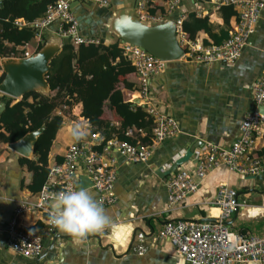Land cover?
Masks as SVG:
<instances>
[{"label":"crops","instance_id":"1","mask_svg":"<svg viewBox=\"0 0 264 264\" xmlns=\"http://www.w3.org/2000/svg\"><path fill=\"white\" fill-rule=\"evenodd\" d=\"M134 2L135 0H108L109 5L103 6L79 1L71 8L78 18L83 35L99 39V44L108 45L119 41L120 47L123 42L107 30L106 21L111 12L120 7H130ZM152 2L154 4L151 8L155 10L153 14L161 15L163 19L181 14L185 19L188 12H196L198 17L208 14L210 32L200 29L193 38L204 44L220 39L222 33L230 31L235 21V15L228 14L226 9L219 10V6L214 3L215 0L207 2L181 0L179 8L175 9L172 15L164 12L166 0ZM6 19L0 12V39L5 31ZM55 24L41 35L39 41L33 35L27 42V50L31 54L45 42L59 41L63 47L68 41L57 34ZM5 43L8 47L13 46L11 42ZM20 46H16V49ZM1 58L3 57L0 56ZM263 71L264 6L249 43L234 63H195L187 58L166 62L162 70L150 76L149 94L146 98L140 97V82L136 70L119 76L117 87L124 102L141 106L151 120L153 117L148 112L150 106L156 112L171 116L177 121L179 131L174 136L157 141L154 140L152 129L148 135L141 128L125 127L123 131L129 137L135 138V143L149 147L150 156L145 162L133 163L118 151H112L109 155L115 161L116 178L113 192L116 200L111 205L103 206L111 217L112 224L102 232L91 233L85 238H76L55 227L53 232L47 233L43 212L25 211L19 214L17 217L19 227H36L43 234L41 255L45 250L47 254L40 258L39 263L188 264L169 241L158 237V230L164 224L178 219L199 220L217 217V207L212 201L221 183L235 188L239 200L246 204L230 217L229 228L237 232L243 231L244 234L264 235V172L255 176H243L231 171L226 165H219L207 173L195 192L187 194L174 205L170 204L167 190V180L178 170L194 172L206 144L230 146L238 135V126L243 116L248 112L264 110L262 106H256L252 98L253 84ZM0 76H3L1 65ZM122 79L133 83L137 90L125 88ZM133 93H136L134 98ZM1 96L3 95H0V103L4 101L1 100ZM10 99L12 105L21 98ZM28 101L36 102V99L30 96ZM121 110L119 105L109 104L106 99L102 102L100 117L119 128L122 120ZM81 111V103H76L71 108L61 104L55 109V113L62 115L63 120L49 148L45 165L47 170L48 166L63 160V154L70 143L87 138V133L83 130L85 135L82 139L75 140L72 136L76 125L83 127L85 118ZM0 131L4 132L3 129ZM7 143L9 142L0 140V264H37V258H25L9 247L8 226L11 218L16 216V209L21 201L37 199L38 192L46 183L47 174L43 184L38 188L40 179L35 178L33 169L22 160L26 157L9 149ZM96 145L97 143L94 144ZM254 151L264 153V126L261 133L256 135ZM27 159L37 160L34 153ZM176 164L177 171L168 174ZM80 173H83L82 169L78 170L79 175ZM247 177H251V180L246 179ZM86 189L98 200V193L93 186ZM139 233H143V240L138 239ZM96 235H99V241ZM138 245L146 247L144 253H138Z\"/></svg>","mask_w":264,"mask_h":264},{"label":"built area","instance_id":"2","mask_svg":"<svg viewBox=\"0 0 264 264\" xmlns=\"http://www.w3.org/2000/svg\"><path fill=\"white\" fill-rule=\"evenodd\" d=\"M92 2L108 6V0H55L49 3L43 15L32 21L16 18L13 24L17 27L29 26L34 31L37 41L41 35L53 24L57 27V34L65 37L73 46L79 44H99V39L85 36L80 31L78 18L71 8V2ZM153 0H140L137 8L138 18L144 22L161 21V15L148 12ZM181 0L166 1L164 12L172 14L180 6ZM216 6L231 5L235 10V21L228 32V37L220 43L204 44L190 39L182 31L181 24L184 16L176 18V31L179 45L184 49V57L195 63L226 62L234 63L249 43L254 32L264 0H215ZM152 7V6H151ZM168 15V14H167ZM123 55L135 67L139 76L140 97L146 98L149 94L150 76L162 70L165 61L149 54L144 49L129 43L120 45ZM20 53L9 57L24 58L31 54L27 50V43L17 47ZM22 54V56H21ZM1 95V92H0ZM252 98L256 106L264 109V71L254 82ZM152 119V135L154 140L161 141L166 137L178 133V124L175 119L162 112H156L148 107ZM86 120V121H85ZM81 130L87 133V138L69 144L63 154V160L48 166L46 183L38 192L34 201L23 200L16 209V216L12 217L8 226V244L16 253L25 258H38L42 253L43 234L34 228L18 226L17 217L22 212L41 211L45 214V229L47 233L54 231L49 223L50 202L54 194L61 191L78 188L79 174L83 173L92 182L98 193V201L103 206L115 202L113 184L116 178L114 158L109 156L112 151H118L128 161L133 163L145 162L150 156L147 145L131 143L116 137L105 139L99 132H91L87 119ZM264 126V110H255L246 113L238 126V135L228 147L215 144H206L205 150L200 153L194 172L185 169L178 170L167 180V190L170 204L174 205L187 194L195 192L199 182L207 173L219 165H226L231 171L243 176H255L264 172V153L256 149V135L261 133ZM103 143L99 150L94 144ZM213 205L217 207V222L197 221L193 219H178L170 221L158 230V237L169 241L176 252L188 264H240L264 263V235L241 234L224 225L230 217L246 204L239 200L235 188L221 183L216 191ZM143 240V233L138 234ZM146 247L138 245L139 254L144 253Z\"/></svg>","mask_w":264,"mask_h":264},{"label":"trees","instance_id":"3","mask_svg":"<svg viewBox=\"0 0 264 264\" xmlns=\"http://www.w3.org/2000/svg\"><path fill=\"white\" fill-rule=\"evenodd\" d=\"M55 0H3L0 12L7 19L4 21L5 31L0 39V56L6 57L19 53L16 46L23 45L30 41L34 31L29 26L17 27L13 24L16 18H24L27 21L40 16L46 10L49 3ZM196 2H207L209 0H194ZM152 5L148 12L153 14ZM226 9L228 14L235 15V10L229 4L219 6V10ZM207 15H196V12H188L183 19L181 28L190 39L200 29L210 32V23ZM228 37V33H222L220 39L210 43H220ZM11 42L8 47L5 42ZM119 41L105 45L103 43L79 44L76 48L66 41L62 50L56 55L50 64L47 81L53 94L43 95L38 92L26 93L21 99L10 105L12 99L1 96L6 101L4 110L0 113V140L12 142L30 130L45 124L44 131L38 137L34 147V155L37 160L23 158L28 166L33 169L35 178L40 179L41 187L47 174L46 159L51 142L62 125V115L55 113V109L64 104L71 108L76 103L82 104L81 115L88 120L91 132H99L105 139L116 137L135 143L136 139L131 138L123 131L125 127L135 126L143 129L146 134H151L152 120L148 118L141 106L124 102L122 94L117 87L120 81L119 76L129 74L135 70L122 53L118 46ZM40 48V46H39ZM2 76H0V81ZM124 87L129 90H137L135 85L126 79H122ZM136 97V93H133ZM32 96L36 102L28 101ZM108 99L109 104H117L121 107V127L116 128L109 120L100 117L102 102ZM133 108V109H131ZM11 109V110H10ZM8 120V122H7ZM7 122V123H6ZM145 141V139L143 138ZM103 143L95 146L100 149ZM47 170V171H46ZM243 234V231H239Z\"/></svg>","mask_w":264,"mask_h":264},{"label":"water","instance_id":"4","mask_svg":"<svg viewBox=\"0 0 264 264\" xmlns=\"http://www.w3.org/2000/svg\"><path fill=\"white\" fill-rule=\"evenodd\" d=\"M0 0V6L2 5ZM139 0H135L130 7H120L111 12L106 21L107 30L116 36L121 42L136 45L149 54L165 61H176L184 57V49L179 45L176 31V17H168L157 23H147L138 18L137 8ZM71 2V7L75 4ZM65 40V37H63ZM62 43L59 41L45 42L37 51L24 58L3 57L0 59L2 68V79L0 81V92L10 98L19 99L26 93L38 92L48 95L51 88L47 81L50 64L53 58L60 52ZM6 106V101L0 103V111ZM45 124L30 130L19 139L7 143V147L14 152L30 158L34 153V147L40 134L44 131ZM177 164L168 174L177 171ZM91 180L84 174L79 175L78 188H89ZM197 221L217 222L216 217H206ZM224 225L231 221H222ZM135 233L133 234V238ZM99 241V235H96ZM101 244V242H99ZM132 244V243H131ZM130 244V246H131ZM112 249V248H111ZM47 254L45 250L40 258Z\"/></svg>","mask_w":264,"mask_h":264},{"label":"clouds","instance_id":"5","mask_svg":"<svg viewBox=\"0 0 264 264\" xmlns=\"http://www.w3.org/2000/svg\"><path fill=\"white\" fill-rule=\"evenodd\" d=\"M84 135L80 125H76L72 131L73 138L79 140ZM49 207V223L61 232L76 238H85L91 233L102 232L112 224L103 204L84 188L78 190L69 188L54 194Z\"/></svg>","mask_w":264,"mask_h":264},{"label":"rangeland","instance_id":"6","mask_svg":"<svg viewBox=\"0 0 264 264\" xmlns=\"http://www.w3.org/2000/svg\"><path fill=\"white\" fill-rule=\"evenodd\" d=\"M233 9H234V8H233ZM161 20H164V19H161ZM149 23H151V22H149ZM246 179L251 180V177H247ZM255 189L258 190V188H255Z\"/></svg>","mask_w":264,"mask_h":264}]
</instances>
